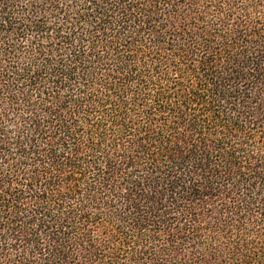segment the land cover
<instances>
[{
    "label": "trees",
    "instance_id": "1",
    "mask_svg": "<svg viewBox=\"0 0 264 264\" xmlns=\"http://www.w3.org/2000/svg\"><path fill=\"white\" fill-rule=\"evenodd\" d=\"M0 264H264V0H0Z\"/></svg>",
    "mask_w": 264,
    "mask_h": 264
}]
</instances>
